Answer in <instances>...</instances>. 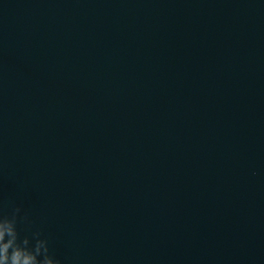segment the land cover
<instances>
[{
  "label": "water",
  "instance_id": "water-1",
  "mask_svg": "<svg viewBox=\"0 0 264 264\" xmlns=\"http://www.w3.org/2000/svg\"><path fill=\"white\" fill-rule=\"evenodd\" d=\"M14 206L61 264H264V0H0Z\"/></svg>",
  "mask_w": 264,
  "mask_h": 264
},
{
  "label": "clouds",
  "instance_id": "clouds-1",
  "mask_svg": "<svg viewBox=\"0 0 264 264\" xmlns=\"http://www.w3.org/2000/svg\"><path fill=\"white\" fill-rule=\"evenodd\" d=\"M25 225L22 234L19 225ZM19 206L0 213V264H61L49 250V242Z\"/></svg>",
  "mask_w": 264,
  "mask_h": 264
}]
</instances>
